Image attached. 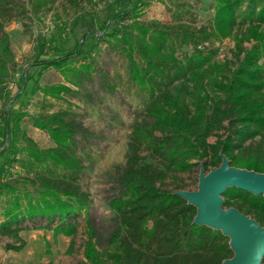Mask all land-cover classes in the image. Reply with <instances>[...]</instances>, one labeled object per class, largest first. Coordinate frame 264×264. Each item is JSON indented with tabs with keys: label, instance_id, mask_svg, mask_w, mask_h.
I'll return each mask as SVG.
<instances>
[{
	"label": "trees",
	"instance_id": "trees-1",
	"mask_svg": "<svg viewBox=\"0 0 264 264\" xmlns=\"http://www.w3.org/2000/svg\"><path fill=\"white\" fill-rule=\"evenodd\" d=\"M54 1L0 0V91L14 78L6 23L40 17ZM65 1L74 8L79 4ZM200 1L212 9L200 23L185 0L173 1L169 22L140 19L147 0L127 1L111 15L128 20L107 35L128 59L129 81L147 97L113 178L115 191L107 200L111 226L100 232L93 220L86 219L83 258L76 264H220L233 254L229 237L221 230L193 222L195 205L174 193L182 186L162 185L169 176L193 171L200 161L206 170L216 167L220 150L230 164L264 171V0ZM226 37L233 39L231 57L221 59L216 57L220 50L216 42ZM83 42L62 54L42 57L45 44L37 39L29 64L39 73L53 66L75 84L67 70H73L71 62ZM22 73L11 99L25 93L26 81L33 78L27 69ZM30 89H38L43 98H63L73 91L64 82L40 84L37 78ZM70 111L62 107L30 116L32 124L52 138L54 144L47 147L39 146L21 127L26 111L5 107L0 115L4 145L0 154L25 170L17 178L0 177V235L13 238L6 248L25 244L19 234L25 218L55 222V234L74 240L76 216L86 209L89 194L79 182L82 161L74 150L77 124ZM225 128L226 133H218ZM213 134L216 140L209 141ZM221 195L222 206L233 205L264 226L262 193L228 186ZM98 234L104 246H98Z\"/></svg>",
	"mask_w": 264,
	"mask_h": 264
},
{
	"label": "rangeland",
	"instance_id": "rangeland-1",
	"mask_svg": "<svg viewBox=\"0 0 264 264\" xmlns=\"http://www.w3.org/2000/svg\"><path fill=\"white\" fill-rule=\"evenodd\" d=\"M127 1L134 3L143 0H79L76 8L69 6L65 0H55L51 8L41 13L40 17L27 18L24 23L21 20H10L5 25L15 64L14 78L9 79L3 91H0V115L5 107H10L12 111H26L21 127L39 146L47 147L54 144L52 138L45 129L34 126L30 116L39 111L70 108L71 116L77 124L74 150L82 161L79 182L88 192L89 202L86 209L76 216L78 229L72 243L71 235L53 232L52 225L55 222L46 224L43 217L25 218L21 222L23 228L19 231L25 240L22 248H6V243L13 241V238L0 235V264H76L83 258L86 219L93 220L100 232H106L111 226L107 200L115 191L113 178L124 161L132 123L142 116L143 103L147 97L145 91H139L129 81L128 59L115 45V40L107 35L113 26L119 27L128 21L122 16L115 19L111 17ZM147 1L148 4L142 6L140 19L154 18L169 22L172 20L173 1L179 0ZM185 1L195 11L197 23L212 13V9L200 0ZM185 16L189 17V14ZM37 39L45 44L42 57L62 54L84 40L81 52L71 62L73 70H67L75 84L66 81L61 70L53 66L39 73L36 66L29 64L35 56ZM216 44L220 47L216 57H231L232 38L226 37ZM245 45H249V42H245ZM23 69L32 72L33 78L26 81L25 93L11 99L22 83ZM34 78L40 84L64 82L73 91L65 93L63 98H43L38 89H30ZM2 126L3 120L0 118V151L4 147L1 145ZM226 131L225 128L218 133ZM216 138V134L208 137L209 141ZM4 155L0 154L2 179L17 178L25 173L15 160L8 163ZM199 167L200 163L193 171L178 172L177 177H167L162 186L197 188ZM97 238L98 246H104L102 235L98 234ZM261 263L264 264V258Z\"/></svg>",
	"mask_w": 264,
	"mask_h": 264
},
{
	"label": "water",
	"instance_id": "water-1",
	"mask_svg": "<svg viewBox=\"0 0 264 264\" xmlns=\"http://www.w3.org/2000/svg\"><path fill=\"white\" fill-rule=\"evenodd\" d=\"M219 154L220 163L209 170L200 161L197 188H179L174 193L195 205L193 222L219 229L229 237L233 254L220 264H261L264 226L233 205L222 206L221 194L226 187L236 186L264 195V171L230 164L225 153L220 150Z\"/></svg>",
	"mask_w": 264,
	"mask_h": 264
}]
</instances>
